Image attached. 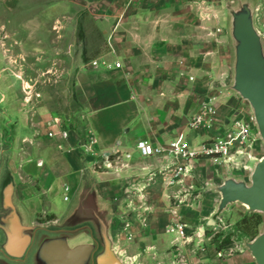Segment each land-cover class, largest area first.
Returning <instances> with one entry per match:
<instances>
[{"label": "crops", "instance_id": "obj_1", "mask_svg": "<svg viewBox=\"0 0 264 264\" xmlns=\"http://www.w3.org/2000/svg\"><path fill=\"white\" fill-rule=\"evenodd\" d=\"M225 25L223 0H0V155L3 147L10 154L30 223L65 214L82 164L111 202L112 233L120 232L114 218L124 216H146L149 224L163 218L165 229L174 213L190 227L208 222L219 197L204 188L240 174L205 156L143 157L135 143L166 147L183 139L199 150L224 135L241 105L223 89ZM44 73L45 82L28 81ZM23 83L40 96L25 101ZM207 100L216 108L211 125L191 129L188 121ZM89 134L97 141L93 156L82 147ZM180 165L186 170L175 177ZM179 198L186 203L175 205ZM136 233L135 240L145 235ZM175 238L166 232L162 247H173ZM224 264L253 261L240 252Z\"/></svg>", "mask_w": 264, "mask_h": 264}, {"label": "water", "instance_id": "obj_2", "mask_svg": "<svg viewBox=\"0 0 264 264\" xmlns=\"http://www.w3.org/2000/svg\"><path fill=\"white\" fill-rule=\"evenodd\" d=\"M229 49L230 80L226 89L248 103L263 154L245 179L226 175L204 190L219 197L207 226L227 207L240 205L264 221V38L255 25L257 0H223ZM228 120H226V123ZM9 152L0 155V264H127L117 253L111 232V202L96 188V177L82 164L80 185L65 214L46 224L30 223L19 203L8 167ZM241 248L253 264H264V223Z\"/></svg>", "mask_w": 264, "mask_h": 264}, {"label": "built area", "instance_id": "obj_3", "mask_svg": "<svg viewBox=\"0 0 264 264\" xmlns=\"http://www.w3.org/2000/svg\"><path fill=\"white\" fill-rule=\"evenodd\" d=\"M92 64L96 65V62H92ZM23 92L24 100L27 102L31 100L32 96H38L36 93L33 94L30 86L27 84L23 85ZM215 115V104L212 100H207L202 103L198 113L190 118L188 125L191 129H196L201 126H210ZM58 134L62 138H67L68 136L66 130H60ZM54 135V131L48 133L49 137H53ZM258 141L259 139L254 127L252 115L249 114L248 116L244 113L238 112V114L230 121L228 129L223 136L204 141L200 144L199 150L192 149L188 142L183 139L173 140L169 142L166 147H154L145 140H138L135 143V148L143 157L156 154H166L177 161L190 160L197 158L198 156L209 157L216 162L219 161L225 164L232 170V172L241 175L244 172H248V162L250 160L254 161L257 158L255 156V150ZM96 142L97 141L93 135L89 134L86 141L82 144L84 153L93 156V147ZM94 166L97 167L96 162L94 163ZM102 166L108 167L110 166V162L105 160L102 162ZM185 170L186 168L180 165L178 171H176L175 177L181 175ZM173 182L174 181H170L171 184H173ZM174 201L175 205L186 203L180 198L175 199ZM203 227V225L198 228L190 227L180 219L178 214L174 213L170 223L166 226V232L176 235L175 243L191 245L197 248L211 242L215 237L220 244L225 243V240L229 241L231 238L229 234L228 238L223 234V231L228 229V225L222 218L218 219L213 226H209L205 229ZM233 251L241 252V244L234 242L233 245H223V247L217 251V256L219 258L230 256Z\"/></svg>", "mask_w": 264, "mask_h": 264}, {"label": "rangeland", "instance_id": "obj_4", "mask_svg": "<svg viewBox=\"0 0 264 264\" xmlns=\"http://www.w3.org/2000/svg\"><path fill=\"white\" fill-rule=\"evenodd\" d=\"M254 17H255V25L264 38V0H257ZM225 35H226V31H225ZM227 44L228 41H226L225 43V45L228 47ZM46 80H47V74L44 73V74H38V78H35V80L33 79L28 81L29 82L31 81V84H41L42 81L45 82ZM229 80H230V72H229ZM229 80L223 86V89L231 94H234L226 89ZM23 84H29V83H23ZM35 93L36 92L33 91V94ZM39 96L40 94H38V96L34 95L35 98H38ZM234 96H237L236 98H239L238 95L234 94ZM239 100L241 101V105L237 111L249 116V114H251V111L248 103L242 101L240 98ZM233 118L234 117L232 115L229 116V119H233ZM262 154H263V148L260 142L258 141V143L256 144L255 156L259 158L260 156H262ZM214 163H216L215 164L216 166H221L223 168H226L224 164L219 161L217 162L215 161ZM248 163L250 169L251 165L253 164V161L250 160ZM225 170L226 169H224L223 174L226 173ZM248 173L249 170L248 172H244L243 174L237 176H241L246 179L248 177ZM133 192L135 193L137 192V190H133ZM254 215H258L260 217L259 224L255 223V219L250 218L251 216ZM244 218L247 219V227L250 228L249 232L246 233L245 236L241 235V233L239 232L242 231L246 226V223L243 222ZM157 219L158 220H156V222H154L153 224H149L148 223L149 219L146 216L144 217L139 216L134 218H131L130 216H124V218H122L121 221H118L116 218H114L112 224L113 229L115 230L120 226V232L118 234L116 232L112 233L115 249L117 253H119L122 256V259H124L125 262L127 261L126 262L127 264H162V263L224 264L227 259L232 258L233 256H235L240 252L233 251L230 256H224L219 258L217 256V251L220 248H222L223 245L225 246L233 245L234 242L235 243L238 242L241 244L242 238L251 240L262 229L264 223L263 217L261 215L249 214L246 212L244 207L235 204L227 207L222 216L223 221L228 225V229L224 230L223 234H225L226 238H228V234L230 235L231 238L229 239V241L225 240V243L220 244L217 238L215 237L211 242L198 248L193 247L191 245H182L179 243H175L173 241L174 246L172 245L173 247L165 249V247L162 246L165 239L166 229L162 222L163 218H157ZM203 226L204 229L209 227L206 224H203ZM137 229L142 234L144 233L145 235L135 240L134 236H136L137 234L136 233ZM254 232L255 234H253ZM241 250H242L241 252H246L248 254V252L243 250L242 248ZM168 252H172L174 254L168 258L167 262H165L164 258L166 256V253ZM200 255H206V260L203 261ZM133 257H135L134 262L129 263L130 260H128L127 258H133Z\"/></svg>", "mask_w": 264, "mask_h": 264}, {"label": "trees", "instance_id": "obj_5", "mask_svg": "<svg viewBox=\"0 0 264 264\" xmlns=\"http://www.w3.org/2000/svg\"><path fill=\"white\" fill-rule=\"evenodd\" d=\"M250 218H252V219H255V223L256 224H259L260 223V217L258 216V215H254V216H251ZM243 222L244 223H246V226L244 227V229L242 230V231H239L240 233H241V235H243V236H245L246 235V233H248L249 232V227H247V219H243ZM253 232V231H252ZM252 232H250V233H252ZM253 234H255V232L253 233ZM252 234V235H253Z\"/></svg>", "mask_w": 264, "mask_h": 264}]
</instances>
